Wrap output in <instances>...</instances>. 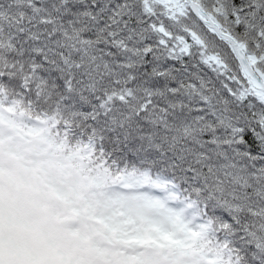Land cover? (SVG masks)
Returning <instances> with one entry per match:
<instances>
[{
    "label": "snow or ice",
    "instance_id": "6c2138e0",
    "mask_svg": "<svg viewBox=\"0 0 264 264\" xmlns=\"http://www.w3.org/2000/svg\"><path fill=\"white\" fill-rule=\"evenodd\" d=\"M3 108L158 210L136 264H264V0H0Z\"/></svg>",
    "mask_w": 264,
    "mask_h": 264
},
{
    "label": "rangeland",
    "instance_id": "374dc122",
    "mask_svg": "<svg viewBox=\"0 0 264 264\" xmlns=\"http://www.w3.org/2000/svg\"><path fill=\"white\" fill-rule=\"evenodd\" d=\"M6 133L0 118V264H136L147 257L157 209L118 181L102 201H75L85 184L76 176L61 195V184H51L55 173L35 157L40 145Z\"/></svg>",
    "mask_w": 264,
    "mask_h": 264
},
{
    "label": "trees",
    "instance_id": "16d2710c",
    "mask_svg": "<svg viewBox=\"0 0 264 264\" xmlns=\"http://www.w3.org/2000/svg\"><path fill=\"white\" fill-rule=\"evenodd\" d=\"M0 118L6 125L7 135L20 137L23 143L33 140L40 145L35 157L46 163L48 171L55 173L51 184H61V195L69 193L70 189L65 183L70 177L76 176V181L81 177L85 180L81 195L75 200L77 202H81V199L85 203L102 201L109 189L116 184L117 180L102 170L87 149L80 147L70 137H65L47 121L37 120L34 115L22 112L19 108L0 109ZM48 185L45 186V191H48Z\"/></svg>",
    "mask_w": 264,
    "mask_h": 264
}]
</instances>
